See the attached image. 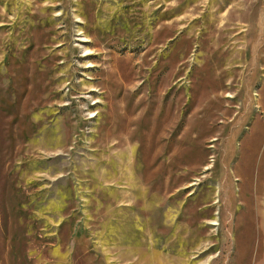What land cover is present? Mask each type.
Listing matches in <instances>:
<instances>
[{"label": "rangeland", "instance_id": "374dc122", "mask_svg": "<svg viewBox=\"0 0 264 264\" xmlns=\"http://www.w3.org/2000/svg\"><path fill=\"white\" fill-rule=\"evenodd\" d=\"M0 264H264V0H0Z\"/></svg>", "mask_w": 264, "mask_h": 264}]
</instances>
